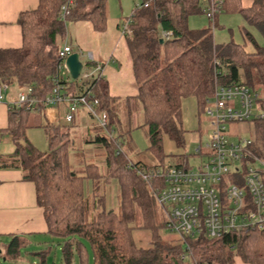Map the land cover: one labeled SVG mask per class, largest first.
I'll return each mask as SVG.
<instances>
[{
    "label": "trees",
    "instance_id": "trees-1",
    "mask_svg": "<svg viewBox=\"0 0 264 264\" xmlns=\"http://www.w3.org/2000/svg\"><path fill=\"white\" fill-rule=\"evenodd\" d=\"M66 1L39 0L36 9L19 14L22 45L0 49L1 83L16 84L20 89L31 86L32 95L44 98L54 85L56 41L64 37L66 21L86 20L96 31L105 29L107 0H73L62 21L58 14ZM143 1L126 17L128 32L124 34L137 93L123 99L112 97L101 75L85 79L79 86L78 94L84 98L81 106L90 105L107 117L105 125L100 126L88 110L93 119L92 134L84 137L85 143L102 150V164L83 160L72 130L74 119L43 125L48 146L46 150L38 149L25 132L28 116L40 110L12 103L8 105L7 131L14 150L2 166L21 169L23 179L34 184L47 233L63 239V264H71L75 256L78 264H237V259L245 264H264V226L221 237L203 233L167 237L163 230H170L155 197V190L164 181L145 179L140 174L155 165L186 163L165 164L162 160L163 137L176 148L185 147L183 98L194 97L201 115L215 82L242 83L258 94L257 104L264 111V45L258 44L246 29L242 30L243 43H217L209 27L189 28L188 17L204 13V1L205 5L201 0H153L142 6ZM215 1L221 3L219 13H240L264 38V0H252L248 7H243L241 0ZM163 31H171V37L163 38ZM246 43L253 45V51L245 50ZM52 48L56 49L54 54ZM63 84L66 91L74 93L75 79ZM253 121L264 137V117ZM136 127L146 132L147 148L159 162L147 164L129 158L135 151L131 130ZM253 143L254 149L262 153ZM113 181L118 185L116 204L108 206L105 191ZM86 185L90 186L88 191ZM18 246L14 237L7 253L15 254Z\"/></svg>",
    "mask_w": 264,
    "mask_h": 264
},
{
    "label": "built area",
    "instance_id": "built-area-1",
    "mask_svg": "<svg viewBox=\"0 0 264 264\" xmlns=\"http://www.w3.org/2000/svg\"><path fill=\"white\" fill-rule=\"evenodd\" d=\"M152 1L145 0L141 5L147 6ZM203 1L207 4L204 14L213 21L221 3ZM72 2L67 0L61 4L59 20H65ZM127 32L128 20L121 26V33ZM162 37L169 39L171 31H163ZM70 53L68 44L57 51L50 94L38 98L32 95V87L27 86L16 93L10 104L41 111L67 102L64 121L71 122L84 98L64 88L63 82L67 80L64 78L67 75L65 59ZM99 71L101 67L96 64L93 71L81 70L78 77L87 79ZM1 88L6 90L7 84L1 83ZM257 98L258 94L245 84L215 82L203 110L210 117L209 141L205 143L204 151L200 145L194 149V155L204 156V160L195 168L186 162L178 166L155 165L148 171H140L145 179L155 177L164 181L163 186L155 190V197L163 207L166 227L170 231L190 236L203 233L208 237H221L233 231L264 226V152L258 153L254 149L253 138L237 136V139H230L227 131L230 124L264 117ZM85 106L96 124L104 126L107 121L105 113L96 112L90 105Z\"/></svg>",
    "mask_w": 264,
    "mask_h": 264
},
{
    "label": "crops",
    "instance_id": "crops-1",
    "mask_svg": "<svg viewBox=\"0 0 264 264\" xmlns=\"http://www.w3.org/2000/svg\"><path fill=\"white\" fill-rule=\"evenodd\" d=\"M38 3L39 0H0V49L21 47L22 33L21 26L17 22L18 16L23 11L36 9ZM251 3L252 0H241L243 7H248ZM202 4L204 3L202 2ZM107 5L106 3L107 18L103 31L94 30L92 24L86 20H67L69 26L66 28L65 23V34H68V41L64 44L71 46V53H79V60L82 63L81 70L87 66L90 71H93L94 66L99 64L101 71L94 72L95 76L100 74L107 81L110 96L123 99L137 93L131 56L126 38L121 33V26L126 21V17L122 19L115 12H109ZM64 78L72 79L68 71ZM19 90L20 88L17 86L15 91H10L7 85L6 90L3 91L0 82V93L2 94L0 100V255H4L3 260L8 258L7 247L16 237L19 242L18 252L10 254V260L15 261L20 259L21 248L26 250V246L31 243L40 244L44 240V245H47V239L44 237L51 236L47 233L43 209L36 202L34 184L23 179L21 169L2 166L3 162H9L8 155L12 154L14 150L13 140L7 131L8 105L15 99V93ZM66 104L67 102H62L56 106L31 113L28 116L29 126L27 129L33 127L43 129V125L59 122L60 119L62 120L60 115L66 108ZM181 107L182 123L186 133L199 131L196 99L194 97L183 98ZM77 120L78 118L73 121L72 130L81 138L82 146L102 151L94 144L84 141L87 133L92 134L90 128L93 125V119L90 118V122H86L81 118V124H77ZM27 129L26 136L28 135ZM100 153L97 154V157L100 158V164H102L103 157ZM39 249L40 252L37 254L42 253L41 261L43 260V264L44 262L46 264L50 247L42 245ZM236 262L245 264L238 259Z\"/></svg>",
    "mask_w": 264,
    "mask_h": 264
},
{
    "label": "rangeland",
    "instance_id": "rangeland-1",
    "mask_svg": "<svg viewBox=\"0 0 264 264\" xmlns=\"http://www.w3.org/2000/svg\"><path fill=\"white\" fill-rule=\"evenodd\" d=\"M142 0H108L107 6L109 12H115L116 15L121 17L122 19L128 17L135 5L140 3ZM187 25L189 28L198 29L203 27H209L212 30L213 38L216 42H226L233 40L237 43H243L242 30H249L256 41L260 45H264V38L261 33L254 26L248 25V23L244 20L238 12H222L219 13L216 17L215 23H213L207 16L203 13L192 14L188 17ZM69 26V22L66 21V28ZM68 41V34L66 33L62 39H58L56 41L57 51L60 47L63 46L64 42ZM245 50L253 51L254 47L251 43H246L244 46ZM49 47L46 48L48 50ZM55 48H52V53H55ZM85 72H90V69L87 66L83 67ZM96 74L94 73L93 76ZM93 76L87 78V80L93 79ZM85 79L78 77L75 79L76 84L72 91L76 94L80 93L79 86ZM10 87V88H9ZM8 89L10 91H15L17 89L16 84H8ZM16 94V93H15ZM60 104V103H58ZM57 104V105H58ZM65 110V109H64ZM62 120H59V123H64V111L60 115ZM78 118V123L81 124V118L86 122H90V116L88 115V110L86 106H78L77 114L74 117V120ZM81 120V121H80ZM63 121V122H62ZM199 121V131H192L185 134V147L184 148H176L174 143L168 139L167 137H163L162 140V149L165 156L162 158L163 163L171 164L175 162L183 163L184 160L187 162L188 166L195 168L200 164L202 160H204V156H196L194 155V149L200 145L202 150L204 151L205 143L209 141L210 134V117L206 114L202 113L198 116ZM228 136L230 139H237V136L243 138H255V145H257L261 151L264 152V137L262 133L259 131L256 122L252 121H244L237 122L234 124H230L227 127ZM27 136L34 146L38 149L46 150L47 149V140L44 135L43 129L41 128H29L27 129ZM75 140H79L77 142V147L81 148L83 151V160L85 162H95L100 165V158L97 157V154L101 151L99 149H88L84 148L80 143L81 138L79 135L75 134ZM146 132L144 129L140 127H136L131 130V137L133 144L135 146V151L129 154V158L133 162L141 161L145 163H154L159 162V158L155 157V155L147 148L148 139L146 137ZM172 154V155H171ZM71 161L73 157L71 156ZM264 179V175H263ZM86 191L89 190L90 186L86 185ZM118 190V185L113 181L111 185H109L106 189V195L108 199V206H114L116 204V193ZM163 233L169 238H177L178 233L163 230ZM142 234V233H141ZM47 239V245H44V241L40 244L31 243L26 246V250L20 249V259L18 260H10L11 256L7 253L8 258L3 260L4 255H0V264H43L41 262L42 253L38 255L40 252V246H48L50 247V251L48 253V257H46V264H63L61 247L63 245V239L54 237V236H46L44 239ZM144 242V243H143ZM145 244V239L142 241ZM183 248H185V244L182 243ZM45 264V262H44ZM71 264H78L76 256L72 259Z\"/></svg>",
    "mask_w": 264,
    "mask_h": 264
},
{
    "label": "water",
    "instance_id": "water-1",
    "mask_svg": "<svg viewBox=\"0 0 264 264\" xmlns=\"http://www.w3.org/2000/svg\"><path fill=\"white\" fill-rule=\"evenodd\" d=\"M162 40V39H161ZM65 67L70 75V77L74 80L78 78V75L82 68V63L79 60V53L72 52L67 55L65 59Z\"/></svg>",
    "mask_w": 264,
    "mask_h": 264
}]
</instances>
